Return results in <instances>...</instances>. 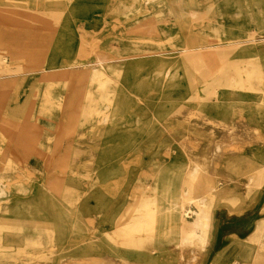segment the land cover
Masks as SVG:
<instances>
[{
	"label": "rangeland",
	"instance_id": "obj_1",
	"mask_svg": "<svg viewBox=\"0 0 264 264\" xmlns=\"http://www.w3.org/2000/svg\"><path fill=\"white\" fill-rule=\"evenodd\" d=\"M0 30V264H264V0H0Z\"/></svg>",
	"mask_w": 264,
	"mask_h": 264
},
{
	"label": "bare ground",
	"instance_id": "obj_2",
	"mask_svg": "<svg viewBox=\"0 0 264 264\" xmlns=\"http://www.w3.org/2000/svg\"><path fill=\"white\" fill-rule=\"evenodd\" d=\"M6 18V17H5ZM7 18H10V17H7ZM3 19V18H2ZM16 20V19H15ZM14 20V21H15ZM18 20V19H17ZM16 20V21H17ZM19 21H21V20H19ZM23 21V20H22ZM7 22H11V21H7ZM15 23V22H14ZM19 23V22H18ZM23 24H24V21H23ZM13 25V24H12ZM19 25V24H18ZM21 26H23V25H21ZM14 27V26H13ZM17 28H18V26H17ZM19 28H21L20 26H19ZM13 29V28H12ZM26 29V28H25ZM23 30H24V28H23ZM1 31V30H0ZM8 32V31H7ZM12 32H13V30H12ZM12 32H10V34L9 35H11L12 34ZM15 33V32H14ZM13 33V34H14ZM2 35H3V33H1ZM5 34H6V32H5ZM24 34H25V32H24ZM35 35H37L36 33H34ZM41 34H42V32H41ZM7 35H8V33H7ZM7 35H6V37H7ZM23 35V34H22ZM21 35V36H22ZM41 36V35H40ZM39 36V37H40ZM1 37V36H0ZM5 37V38H6ZM9 38V37H8ZM24 38H25V36H24ZM28 38V37H27ZM8 40V39H7ZM16 42V41H15ZM15 42H13V44L15 43ZM17 43H19V42H17ZM21 43V42H20ZM39 43H41V42H39ZM22 45V44H21ZM37 45H38V43H37ZM27 46V45H26ZM26 46H25V48H26ZM19 47V46H18ZM21 47V46H20ZM24 47V46H23ZM261 47V46H260ZM263 47V46H262ZM254 49V48H253ZM253 51V50H252ZM17 52H20V51H17ZM8 54L10 55V56H16V50H8ZM70 67V66H69ZM171 73V72H170ZM160 76V75H159ZM158 78V77H157ZM11 130V129H10ZM9 131V130H8ZM13 130H11L10 132H9V134H14L15 135V132L13 131ZM21 196V195H20ZM184 199V198H183ZM178 201L175 203V207H174V209H179L181 212H182V216H183V222H186V219H188V218H191V210L188 208V207H186V202L185 201H180L179 200V198L177 199ZM204 202V197L203 196H198V197H195V198H193V199H191V201L190 200H188L187 201V203H188V205H191L192 203H195L196 205H200L201 203H203ZM156 203H158V200H156V199H154L153 201H150V202H147L146 203V205H145V207H146V209H147V212L143 215V217H141V219L140 220H138V221H131V222H129L128 223V226L129 227H131V229H132V231L133 232H137V231H149V232H151L152 234H151V236H149L148 238H147V240L148 241H150L151 243L154 241V239H155V234H156V232H157V228H158V225H160L161 223H162V218H161V215H162V209L161 208H157V206L155 207V205H156ZM153 205V207L152 208H150L151 206ZM150 208V209H149ZM195 225H198V223H196ZM201 226L203 227V229H204V232L205 233H207V231H208V228H209V226H210V220L206 217L205 219H204V221L202 220V222H201ZM150 239V240H149ZM147 241V242H148ZM142 243H143V241H142ZM241 254V253H240ZM239 255V254H238ZM242 255V257L243 258H246V257H248V254L245 256V255H243V254H241ZM149 257V256H148ZM224 259V258H223ZM222 259V260H223ZM222 260L220 261V262H222ZM236 260V259H235ZM232 263H235V264H242V262H231V264ZM217 264H219V263H217Z\"/></svg>",
	"mask_w": 264,
	"mask_h": 264
},
{
	"label": "crops",
	"instance_id": "obj_3",
	"mask_svg": "<svg viewBox=\"0 0 264 264\" xmlns=\"http://www.w3.org/2000/svg\"><path fill=\"white\" fill-rule=\"evenodd\" d=\"M242 251H244V248H243V246H242Z\"/></svg>",
	"mask_w": 264,
	"mask_h": 264
}]
</instances>
